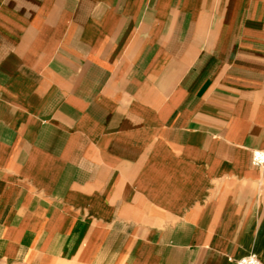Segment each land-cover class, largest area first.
Instances as JSON below:
<instances>
[{
	"label": "crops",
	"instance_id": "crops-1",
	"mask_svg": "<svg viewBox=\"0 0 264 264\" xmlns=\"http://www.w3.org/2000/svg\"><path fill=\"white\" fill-rule=\"evenodd\" d=\"M264 0H0V261H264Z\"/></svg>",
	"mask_w": 264,
	"mask_h": 264
},
{
	"label": "built area",
	"instance_id": "built-area-1",
	"mask_svg": "<svg viewBox=\"0 0 264 264\" xmlns=\"http://www.w3.org/2000/svg\"><path fill=\"white\" fill-rule=\"evenodd\" d=\"M251 164L254 167L264 165V148L251 152ZM234 264H264V261L258 259L255 255H248L238 259Z\"/></svg>",
	"mask_w": 264,
	"mask_h": 264
},
{
	"label": "rangeland",
	"instance_id": "rangeland-1",
	"mask_svg": "<svg viewBox=\"0 0 264 264\" xmlns=\"http://www.w3.org/2000/svg\"><path fill=\"white\" fill-rule=\"evenodd\" d=\"M0 264H5V263H3V262L0 261ZM8 264H10V263H8Z\"/></svg>",
	"mask_w": 264,
	"mask_h": 264
}]
</instances>
